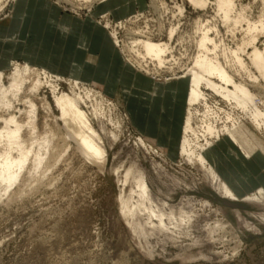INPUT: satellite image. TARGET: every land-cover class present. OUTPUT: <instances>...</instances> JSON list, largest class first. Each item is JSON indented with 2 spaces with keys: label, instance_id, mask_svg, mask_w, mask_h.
Instances as JSON below:
<instances>
[{
  "label": "rangeland",
  "instance_id": "374dc122",
  "mask_svg": "<svg viewBox=\"0 0 264 264\" xmlns=\"http://www.w3.org/2000/svg\"><path fill=\"white\" fill-rule=\"evenodd\" d=\"M94 1L47 0L48 11L56 9L80 20L88 17L91 22L85 25L96 22L98 31L113 45L115 88L67 71L72 41H64L62 48L50 42L40 59L12 61L0 68L6 85L15 63L35 70L30 81L38 78L42 84L30 98L37 107L36 134L45 136L42 143H29L30 156L17 181L9 189L5 181L0 183V264H264V193L256 190L243 198L226 195L217 172L214 176L206 167L180 156L181 125L165 144L156 140L152 129H145L152 123L143 118L155 90L162 89L163 95L164 87L175 90L176 95L169 96L172 104L180 103V96L185 100L182 84L189 83V77L177 78L188 72L200 51L198 24L204 31L210 29L208 35L216 45L213 50L206 44L208 55L215 56L237 81L253 85L255 101H259L264 81L248 58L252 47L244 42L253 35L245 32L248 23L264 20V0H234L230 17H241L237 24L232 17L222 22L215 0H208L203 8L189 0H113L111 13L123 16L104 11L92 18L94 8L104 6L93 5ZM14 2L3 6L2 25L12 18L15 4L22 5ZM171 29L175 31L169 37ZM146 36L169 46L164 66L141 58L138 46L131 49L132 38ZM263 42L264 34L255 45L263 49ZM233 52L242 58L246 71L237 65ZM251 75L257 76L255 81ZM52 92L78 94L81 108L101 137L103 155L89 159L79 152L76 142L66 135ZM210 96L209 104L220 101L219 106L228 109L220 96ZM43 99L50 109L42 105ZM197 107L202 113L203 105ZM16 108L27 110L20 102ZM93 108L99 110L93 114ZM13 114L23 124L28 120L23 112ZM185 114L184 103L177 123H183ZM195 126L199 128V120ZM28 132H23L25 140ZM35 155L41 159L38 166ZM142 180L148 188L146 198L139 190ZM151 209L158 217L151 216Z\"/></svg>",
  "mask_w": 264,
  "mask_h": 264
},
{
  "label": "bare ground",
  "instance_id": "6f19581e",
  "mask_svg": "<svg viewBox=\"0 0 264 264\" xmlns=\"http://www.w3.org/2000/svg\"><path fill=\"white\" fill-rule=\"evenodd\" d=\"M10 1L14 2L15 0H0V12L3 10V6L7 5V2ZM104 1L105 0H95L93 5ZM189 2L194 7L199 8H203L208 4V0H189ZM215 4L218 13L221 15L222 22H228L232 17H230L231 12L234 11V0H215ZM104 17L107 18V15ZM235 18H233V20ZM240 19L241 17L239 19L237 18L234 20V23L237 24ZM258 22L259 23L257 25L255 23H248V27L245 29V32H253V35L251 38H248L244 44L252 47L251 52L247 53L248 58L251 61L252 67L264 81V48L260 49L255 45L259 35L264 34V20L261 19ZM203 27V25L199 26V24L195 27V29L199 28V30H201L200 38L197 43L198 50L200 51H198L199 53L194 58L192 67L189 68L188 72H186L184 76L177 78H182L181 80H183V78L189 77V83L186 81L187 107L182 125L179 151L180 156H184V158L187 157V159H189L188 161L198 163L202 167H206L212 174H214V176H217L214 168L209 162L207 154L218 142L222 140H229V142L236 145L240 149L241 153L245 157L249 158L251 156L250 152L242 146L236 132L243 130L246 128L245 124H248L253 126V128H255L258 132H261L264 136V109H261L264 107V100L261 99L264 95L261 96L259 101H255L256 95L252 90L253 85L245 83L244 81H237L233 74L225 70L223 65L216 59L215 56L213 57L212 55H208L210 50L206 44L210 43L213 46V50H215L216 45L213 42V39L208 35L210 29L208 31H204L203 29L205 27ZM174 31V29H171L168 36L172 37ZM132 39L134 43L133 46H135H131V49H135V47L138 46L140 50H138L139 53H137L141 56V58L144 59L149 57L152 60H156L159 67L164 66L166 61L165 54L169 52V46L167 44L154 42L147 36L144 37V39ZM244 48L241 49L240 47L238 50L244 52ZM128 49L130 48L128 47ZM233 53V58H235L237 65H240L243 69L245 68L246 71L242 58L238 56L237 52ZM15 64L13 72L8 75V85L4 83L5 74L2 70H0V124L3 125L2 127L0 125V183L5 181L8 186L7 189H9L17 181L21 169L24 168L25 163L29 159V143H42L45 141V136L40 138L36 134V125L34 124V120L37 114V107L33 102V99L30 98L31 96H36V94L39 93L38 90L42 84L41 80L34 78L30 81V75L35 70L28 66L20 67L17 63ZM250 77L253 81L257 78V76L254 75H251ZM28 82L29 85L27 84ZM53 90L54 89H52V91ZM206 91H209V93ZM261 91H264V89L261 88ZM52 93L55 106L60 112V119L63 121L66 135L68 138L76 142L79 152L89 159H95L96 156L103 155L104 151L100 146L101 137L97 134L90 123V118L87 113L81 108L80 98H78L79 96H75L78 94L69 95L68 93ZM212 94L220 96V98L224 100L223 106L226 105L228 109H224L222 105L220 107L218 104L220 101H217L218 103L214 102L212 105L211 102L209 104L208 99L209 97H212L210 96ZM42 101V105H44L47 109H50L48 101L45 99ZM19 102L27 107V110L21 111L19 108H16V104ZM198 105H203L202 113H199V109L197 107ZM93 110L94 112L92 113L94 114L99 109L95 111V108H93ZM16 111L26 114V117L28 118L26 123L23 124L19 122L17 116L13 114ZM196 120H199L200 122L198 129L195 126ZM25 129L29 130L28 140L24 139L23 132ZM112 136L114 138L116 137L114 133ZM200 139H203V143L200 142ZM40 160V157L35 155L34 165L38 166L40 164ZM139 190L142 198L148 197V188L145 180H142L139 183ZM222 190L226 195L236 197L233 189L224 180ZM257 191L258 193H263V189L261 188L257 189ZM149 213L151 216L158 217L152 209ZM160 224L163 225L164 223L161 221ZM61 235L63 236V234Z\"/></svg>",
  "mask_w": 264,
  "mask_h": 264
},
{
  "label": "crops",
  "instance_id": "0c3cea01",
  "mask_svg": "<svg viewBox=\"0 0 264 264\" xmlns=\"http://www.w3.org/2000/svg\"><path fill=\"white\" fill-rule=\"evenodd\" d=\"M17 1L22 5L15 4L16 7L14 5V13L7 21V25H2L0 21V68L12 61L23 60L31 63L40 59L45 56L50 42L62 48L64 41L66 43L72 41L74 49L72 55L69 54L71 58L67 71L75 77L102 83L104 87L108 82L112 88H115L116 79L111 72L113 59L110 57L113 45L107 35L98 31L96 22L85 25L84 22L89 20L88 17L80 20L63 16L56 9L48 11L47 0ZM106 1L108 0L96 4H104V6L97 10L94 8L92 18L104 11L112 12L113 0H109V3ZM120 13L111 14L114 17L123 16ZM50 55L51 53L48 54L49 57ZM115 65H118L117 60ZM182 85L181 87L186 91L185 100L180 96L181 102L178 104H172L173 101L169 99L170 95H176L175 90L169 91L164 87L166 92L164 95L159 93L162 89L151 93L154 94V98L148 110L144 112L143 118L145 121H151L152 125L149 123L145 129H152L159 142L169 143L175 129L180 125L182 129L183 123H177V120L181 115L183 104L185 103L186 106L187 82L186 85ZM161 107L164 108V112L158 111ZM236 135L251 156L245 157L236 145L229 140H222L208 152L209 162L220 179L227 182L239 198L259 188L263 189L264 193V139L257 137L249 125L246 131H237Z\"/></svg>",
  "mask_w": 264,
  "mask_h": 264
}]
</instances>
